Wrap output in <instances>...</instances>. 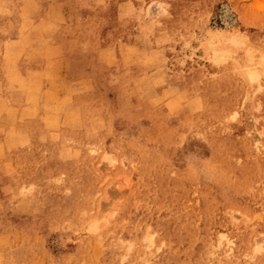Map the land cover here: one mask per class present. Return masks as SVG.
<instances>
[{
	"label": "rangeland",
	"instance_id": "1",
	"mask_svg": "<svg viewBox=\"0 0 264 264\" xmlns=\"http://www.w3.org/2000/svg\"><path fill=\"white\" fill-rule=\"evenodd\" d=\"M0 264H264V0H0Z\"/></svg>",
	"mask_w": 264,
	"mask_h": 264
},
{
	"label": "bare ground",
	"instance_id": "2",
	"mask_svg": "<svg viewBox=\"0 0 264 264\" xmlns=\"http://www.w3.org/2000/svg\"><path fill=\"white\" fill-rule=\"evenodd\" d=\"M231 16V11L228 8L225 9L224 19L228 21L231 19ZM227 23H230V21ZM248 41L246 34L241 31L215 30L210 33L206 46L214 62L221 63L230 59L236 60L247 72L249 77L253 81H257L261 77V71L258 67L252 65L256 56H254L248 47ZM256 245V250H259L260 246L258 244Z\"/></svg>",
	"mask_w": 264,
	"mask_h": 264
}]
</instances>
